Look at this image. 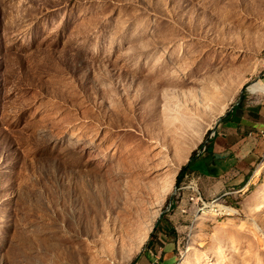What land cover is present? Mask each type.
<instances>
[{
  "label": "rangeland",
  "instance_id": "374dc122",
  "mask_svg": "<svg viewBox=\"0 0 264 264\" xmlns=\"http://www.w3.org/2000/svg\"><path fill=\"white\" fill-rule=\"evenodd\" d=\"M258 80L264 0H0V264H136L164 222L175 264H264V165L175 209Z\"/></svg>",
  "mask_w": 264,
  "mask_h": 264
},
{
  "label": "crops",
  "instance_id": "0c3cea01",
  "mask_svg": "<svg viewBox=\"0 0 264 264\" xmlns=\"http://www.w3.org/2000/svg\"><path fill=\"white\" fill-rule=\"evenodd\" d=\"M264 99L242 97L224 114L205 149L190 158L180 186L183 196L175 209L183 211L185 199L191 192L184 187L190 179L197 181L201 199L205 203L228 200L243 193L258 181L264 165ZM179 186V187H180ZM193 203V202H192ZM195 204V203H193ZM151 239L147 253L136 264H175L178 259V241L168 223L160 225Z\"/></svg>",
  "mask_w": 264,
  "mask_h": 264
},
{
  "label": "bare ground",
  "instance_id": "6f19581e",
  "mask_svg": "<svg viewBox=\"0 0 264 264\" xmlns=\"http://www.w3.org/2000/svg\"><path fill=\"white\" fill-rule=\"evenodd\" d=\"M249 88H250V90L252 92L261 91V92L264 93V83L261 80H258L256 82L252 83ZM174 178H175L174 176L173 177H170V179L167 181L168 185H167V188L165 189L166 191H168L169 184L174 180ZM164 196H165V194L162 197L158 198L154 202V207H153L152 213L150 214L149 220L146 221L145 228L143 230L144 238L145 237L147 238L149 236L150 230L153 227V223H154L155 219L159 215V211H160L161 205L163 204V201H164ZM145 239H140V241H139L140 244H142Z\"/></svg>",
  "mask_w": 264,
  "mask_h": 264
},
{
  "label": "built area",
  "instance_id": "2783aa9c",
  "mask_svg": "<svg viewBox=\"0 0 264 264\" xmlns=\"http://www.w3.org/2000/svg\"><path fill=\"white\" fill-rule=\"evenodd\" d=\"M215 132V131H214ZM261 137L264 139V132L261 133ZM206 143H204V149H205ZM203 149V150H204ZM184 187L188 188L191 192L190 200L195 203H202L203 205H206V203L201 199L200 191L197 185V181L194 179H190L188 183L184 185ZM183 187H176V190H182ZM151 264H160L159 261L156 259Z\"/></svg>",
  "mask_w": 264,
  "mask_h": 264
},
{
  "label": "trees",
  "instance_id": "16d2710c",
  "mask_svg": "<svg viewBox=\"0 0 264 264\" xmlns=\"http://www.w3.org/2000/svg\"><path fill=\"white\" fill-rule=\"evenodd\" d=\"M194 157V155L192 156V158ZM189 166H187V167H185V166H183L182 168H181V171H180V173H179V175H178V177H177V182L178 183H180V181H181V179H182V177H183V174H184V172L186 171V169L188 168Z\"/></svg>",
  "mask_w": 264,
  "mask_h": 264
},
{
  "label": "water",
  "instance_id": "95a60500",
  "mask_svg": "<svg viewBox=\"0 0 264 264\" xmlns=\"http://www.w3.org/2000/svg\"><path fill=\"white\" fill-rule=\"evenodd\" d=\"M190 160V159H189Z\"/></svg>",
  "mask_w": 264,
  "mask_h": 264
}]
</instances>
